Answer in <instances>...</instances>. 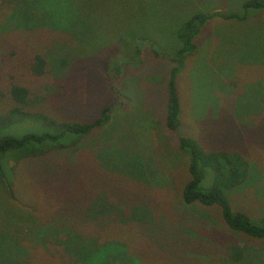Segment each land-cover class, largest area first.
<instances>
[{"label":"rangeland","instance_id":"obj_1","mask_svg":"<svg viewBox=\"0 0 264 264\" xmlns=\"http://www.w3.org/2000/svg\"><path fill=\"white\" fill-rule=\"evenodd\" d=\"M242 1L78 0L77 13L67 0H0V116L15 105L12 85L27 90L22 111L56 121L90 122L108 108L106 123L62 135V147L8 153L0 264H78L69 245L115 243L107 260L115 264H229L228 243L247 247L243 264H264V238L229 230L217 205L181 203L187 156L164 123L176 28L191 12L237 11ZM195 43L175 79L181 132L206 150L244 156L247 175L225 196L256 222L264 216V9L244 20L213 17ZM35 55L45 60L40 74ZM40 130L32 119L0 123V134Z\"/></svg>","mask_w":264,"mask_h":264},{"label":"trees","instance_id":"obj_2","mask_svg":"<svg viewBox=\"0 0 264 264\" xmlns=\"http://www.w3.org/2000/svg\"><path fill=\"white\" fill-rule=\"evenodd\" d=\"M69 1L67 0L69 7L76 9L78 13L76 8V6L80 7L78 0ZM251 9H264V0H243L237 11H194L189 13L187 18L179 24L175 31L178 47L169 56V60L173 64L169 69L166 83L164 123L168 130L176 134L175 143L177 148L187 156L188 179L180 187L181 203L184 205H192L194 203L204 206L217 205L222 221L229 230L239 232L247 237L259 239L264 238V216L254 222L244 213L232 211L224 190L237 186L245 179L249 162L236 150H206L198 140L184 135L180 129L179 104L175 89L177 73L180 72L185 57L195 52V38L207 20L216 16L224 19L244 20L249 15ZM38 15L39 13L36 12L35 18L41 20ZM40 23H42V27L50 26L46 25L44 21ZM141 40L138 38L133 44L136 56L139 53L136 45ZM151 50L154 54H158L155 49L151 48ZM160 54L167 57L164 53L160 52ZM136 56L133 58L136 59ZM44 65V58L41 55H35L32 66L33 71L36 74L42 73ZM10 94L15 105L7 111L5 116H0V123L9 121L10 124H13L15 120L32 119L40 123L42 130L38 132L27 131L19 135L10 133L0 134V180L5 191L9 192V194L10 180L5 178L3 171L4 168L9 167V165L3 162L9 154L14 155L17 153L19 156H35L46 149V147L38 148L43 143L52 144L48 146L62 147L63 145L59 143V138L62 135L69 134L76 139L86 135L93 127L103 125L108 120V108L103 106L99 109L98 115L90 122L56 121L44 115L28 113L20 109V105L23 104L27 95L26 88L12 85ZM70 241H76V238L71 237ZM69 246L75 257L73 258L78 264H115L113 261L108 262L107 260L110 255L116 252V243L111 248L102 246L98 250L87 247L78 248L76 247L77 245ZM224 247V258L227 259L229 264H240L241 262L243 264L245 257H247V247L239 246L236 243H228ZM88 252L91 254L87 255ZM133 259L138 263L136 256H133Z\"/></svg>","mask_w":264,"mask_h":264}]
</instances>
